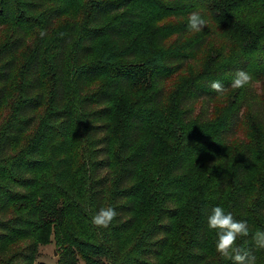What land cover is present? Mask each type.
<instances>
[{
	"label": "trees",
	"instance_id": "1",
	"mask_svg": "<svg viewBox=\"0 0 264 264\" xmlns=\"http://www.w3.org/2000/svg\"><path fill=\"white\" fill-rule=\"evenodd\" d=\"M3 29L0 264H35L50 228L65 230L56 264H232L216 206L247 221L236 245L264 264V0H0Z\"/></svg>",
	"mask_w": 264,
	"mask_h": 264
},
{
	"label": "clouds",
	"instance_id": "2",
	"mask_svg": "<svg viewBox=\"0 0 264 264\" xmlns=\"http://www.w3.org/2000/svg\"><path fill=\"white\" fill-rule=\"evenodd\" d=\"M206 23L197 12L191 13L188 17V28L192 31H201L206 26ZM250 80L251 76L249 73L239 70L231 82V87L234 89L244 88L249 84ZM210 87L218 94L224 91V85L219 81H213ZM116 215V210L111 206L101 208L92 217V223L106 228L113 222ZM207 226L209 229L215 230L217 236L216 251L224 259L231 261L232 264H255V258L236 245L239 237L249 234L250 230L246 220H237L230 211L216 206L207 217ZM254 239L258 247L264 248V231L256 232Z\"/></svg>",
	"mask_w": 264,
	"mask_h": 264
},
{
	"label": "rangeland",
	"instance_id": "3",
	"mask_svg": "<svg viewBox=\"0 0 264 264\" xmlns=\"http://www.w3.org/2000/svg\"><path fill=\"white\" fill-rule=\"evenodd\" d=\"M5 30V31H3ZM2 31H0V40H2L5 37L6 34V30L7 29H3ZM29 53L28 50H26L25 52H23V57H25L27 54ZM8 100L6 101V106L5 109L2 111L1 113V120L7 118L11 111L9 110L10 108V102H11V96H8L7 98ZM199 110V106H196V113ZM245 132L246 129H242L241 133L239 134V138L240 139H244L245 137ZM24 144V141H22L20 143V147ZM78 186H80V184H78ZM78 218V222L76 220L72 221V225L74 226H80L83 222H85V218L77 216ZM187 221H183L178 225V237L181 238V236L183 237L184 233H185V227H186ZM75 229V227H74ZM46 231H43L41 233H39L38 235L34 236L33 239L30 240V242H35L36 245V262L35 264H56L58 261V257L62 251V247L58 245L57 243V236L60 237V239L63 238L65 230H58L57 232L53 229L50 228L49 232L45 233ZM69 235L72 237L73 233L70 232ZM175 242V243H174ZM170 249L169 252L166 256L167 260H170L168 263H170L171 261H175V259L173 258V254L177 251L180 250L181 248V240H175ZM78 264H84V262L78 258Z\"/></svg>",
	"mask_w": 264,
	"mask_h": 264
}]
</instances>
